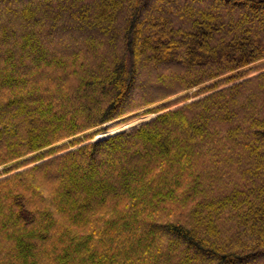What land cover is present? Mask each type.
<instances>
[{
	"label": "trees",
	"instance_id": "1",
	"mask_svg": "<svg viewBox=\"0 0 264 264\" xmlns=\"http://www.w3.org/2000/svg\"><path fill=\"white\" fill-rule=\"evenodd\" d=\"M0 264H264V0H0Z\"/></svg>",
	"mask_w": 264,
	"mask_h": 264
},
{
	"label": "rangeland",
	"instance_id": "2",
	"mask_svg": "<svg viewBox=\"0 0 264 264\" xmlns=\"http://www.w3.org/2000/svg\"><path fill=\"white\" fill-rule=\"evenodd\" d=\"M109 14L110 15H113V10ZM109 17H111V16H109ZM194 90L195 89L191 90L189 93H192V91H194ZM175 97H171V98L167 99L166 101H170V100L174 99ZM191 100H194V99H191ZM191 100H189V101H191ZM156 105L157 104H154L152 106H156ZM142 111L143 110L138 111L137 114H140ZM156 115L157 114L137 115L135 118H132L131 120H128V121H124V122H116V121H113V122H110V123H106L105 125H103L100 128H97L96 129V130H98V129L106 128L104 132H100V133L96 134L95 136H93V138L90 141H87L85 143L99 141L100 138H103V137L107 138V136L109 137V135L111 136L113 133H119V132H122L124 130L130 129V128L135 127L137 125H140V124H142L144 122H147L148 120L152 119ZM211 116H213V115H211ZM201 120L202 119H200V121ZM91 132H94V130L93 131H89L86 134H89ZM169 140H170V143L171 144H174L175 141H174V139L171 136H170V139ZM85 143H82V144H80L78 146H81V145H83ZM78 146H76V147H78ZM76 147H74V148H76ZM74 148H72V149H74ZM72 149H69V150H72ZM237 180L236 179H233L232 180V183H236Z\"/></svg>",
	"mask_w": 264,
	"mask_h": 264
},
{
	"label": "water",
	"instance_id": "3",
	"mask_svg": "<svg viewBox=\"0 0 264 264\" xmlns=\"http://www.w3.org/2000/svg\"><path fill=\"white\" fill-rule=\"evenodd\" d=\"M113 134H115V133H113ZM113 134H112V135H113ZM109 136H110V135H109ZM107 137H108V136H107ZM103 138H105V137H103ZM103 138H100V140L103 139Z\"/></svg>",
	"mask_w": 264,
	"mask_h": 264
}]
</instances>
